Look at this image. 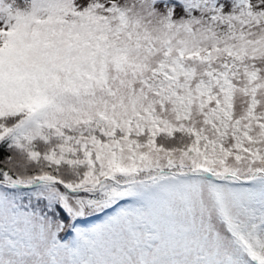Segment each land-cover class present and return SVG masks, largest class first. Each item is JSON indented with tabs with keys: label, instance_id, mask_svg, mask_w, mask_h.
Instances as JSON below:
<instances>
[{
	"label": "snow or ice",
	"instance_id": "obj_1",
	"mask_svg": "<svg viewBox=\"0 0 264 264\" xmlns=\"http://www.w3.org/2000/svg\"><path fill=\"white\" fill-rule=\"evenodd\" d=\"M0 264H264V0H0Z\"/></svg>",
	"mask_w": 264,
	"mask_h": 264
}]
</instances>
